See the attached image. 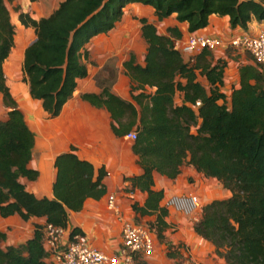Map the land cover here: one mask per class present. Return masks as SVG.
<instances>
[{"label":"trees","instance_id":"obj_1","mask_svg":"<svg viewBox=\"0 0 264 264\" xmlns=\"http://www.w3.org/2000/svg\"><path fill=\"white\" fill-rule=\"evenodd\" d=\"M12 1L0 0V92L8 107L6 118L0 119V215L44 216L45 223L65 228L69 210H79L87 197L99 198L105 192L107 171L78 156L71 146L54 158L52 196H38L19 180L36 179L39 171L28 166L35 135L3 72V61L14 44L15 25L7 6ZM129 2L151 5L158 19L175 13L178 21L187 22L189 32L206 26L212 13L227 15L232 27L244 29L253 18L264 20V0H61L37 18L17 7L19 21L35 32L24 48L23 80L48 116L59 113L75 90L76 79L87 74L80 59L85 43L113 28ZM138 20L146 42L144 62L139 63L134 53L123 61L131 99L115 94L108 85L99 92L81 93L83 99L108 110L115 135L136 131L131 148L141 172L125 178L129 190L138 189L145 196L142 203L131 202L134 221L153 216L145 224L164 240L169 208L161 203L163 189L153 186V172L175 178L183 163L191 164L229 192L201 205L194 231L228 264H264V69L253 61L240 63L238 83L226 92L225 58L214 59L207 49L187 58L174 44L182 36L176 25L167 26L164 33L146 16ZM177 91L182 93L179 103ZM43 227L36 223L24 242L0 245V264H54L45 259ZM82 232L73 226L68 239ZM5 236L0 230V239ZM133 259L149 264L138 255Z\"/></svg>","mask_w":264,"mask_h":264},{"label":"crops","instance_id":"obj_2","mask_svg":"<svg viewBox=\"0 0 264 264\" xmlns=\"http://www.w3.org/2000/svg\"><path fill=\"white\" fill-rule=\"evenodd\" d=\"M60 1L13 0V4H18L19 10L28 11L37 18L50 13ZM7 6L9 7V2ZM140 16H146L160 32L165 33L167 26L176 25L182 31L180 39H184L189 33L187 22L178 21L175 13L158 19L151 5L141 2L127 3L114 27L92 36L81 49L80 59L87 67V74L76 79L75 90L55 116L47 115L41 101L31 97L28 83L23 80V52L26 45L35 38V32L31 26L23 25L14 14L11 16L15 25L14 44L3 61V72L10 93L35 135V144L28 166L37 169L39 174L36 179L20 176L19 180L27 190L38 196H52V184L56 175L54 158L71 146H74L78 156L90 160L96 168L104 166L107 171L103 177L105 192L99 198L87 197L81 209L69 210L63 238H68L71 227L78 226L83 232L77 235L108 253L117 251L121 245V221L114 211L108 209L107 197L109 194H114L119 214L134 220L131 202L136 200L142 203L145 192L138 189L129 190L130 181L125 177L140 173L141 167L131 148L132 139L115 135L111 129L108 110L83 99L81 93L99 92L103 86L108 85L115 94L131 99L130 78L125 72L123 61L130 53H134L139 63L144 62L146 42L141 36L138 20ZM258 21L251 19L245 30L254 31ZM240 30L244 28L232 27L227 15L212 13L208 24L195 31L210 36L225 37L231 32ZM212 53L214 59L223 57L227 61L222 88L225 91L228 88L229 92L231 86L238 83V65L252 63V59L245 51L226 46H220ZM200 78L206 82L204 77ZM147 89L152 91L154 88L147 86ZM175 101L178 103L182 101L181 92H176ZM7 110L8 107L4 105L0 92V119L6 118ZM201 176L203 174L193 165L183 163L175 178L154 171L153 186L163 189L164 195L161 200L163 203L164 197L172 193L199 192ZM151 218L148 215L141 217L142 221ZM189 218L182 212L169 208L166 220L170 227L166 231V238L160 240L155 236L153 254L139 257L149 264H172L183 258L184 247L189 246L188 254L195 262L201 260L204 264H228L224 257L214 252V246L207 239L194 231L193 222ZM36 223L44 224L45 217L30 216L28 219H23L17 213L0 215V230L6 234L4 239H0V245L5 247L8 244L24 242L33 234ZM169 244L173 245L172 250H169L171 255L167 254ZM45 259L51 262L49 255L45 256ZM119 264H136V262L134 259L126 261L121 255Z\"/></svg>","mask_w":264,"mask_h":264},{"label":"built area","instance_id":"obj_3","mask_svg":"<svg viewBox=\"0 0 264 264\" xmlns=\"http://www.w3.org/2000/svg\"><path fill=\"white\" fill-rule=\"evenodd\" d=\"M175 46L185 57H191L202 49L214 51L220 46L245 51L254 63L264 69V20L258 21L254 31L240 30L231 32L225 37L210 36L203 32L191 31L184 39L174 40ZM227 92V91H226ZM199 104V101H196ZM134 139L136 131L131 130L123 135ZM166 207L182 212L191 218L192 222L200 216V198L195 192L172 193L163 199ZM108 209L117 214L121 221V245L115 252L108 253L76 235L74 239H64L65 228L52 223H44L43 247L54 264H119L122 255L126 261H131L134 255L148 256L155 249V235L145 224L135 222L132 218L119 214L114 194L107 197ZM200 208V209H199ZM195 263L190 255L186 260L172 264Z\"/></svg>","mask_w":264,"mask_h":264},{"label":"rangeland","instance_id":"obj_4","mask_svg":"<svg viewBox=\"0 0 264 264\" xmlns=\"http://www.w3.org/2000/svg\"><path fill=\"white\" fill-rule=\"evenodd\" d=\"M9 7H10V11H11V16L13 14H14V16L17 15V12L19 10V5L13 4V1H12L9 3ZM17 7H18V10H17ZM226 91L228 92V88H226ZM198 188H199V192H197V194L199 195V198H200V205H202V202L203 203L206 201L208 202L214 198L226 197L227 194H229V192L226 190V188H224L222 186L220 181H218L216 178H213V177L211 178V177L201 176V179L199 180V187ZM151 217H153V216H151ZM138 220L139 221H137V222L145 224V221H142V219L139 218ZM189 220L192 221L191 218H189ZM172 246L173 245H171V247ZM171 247H170V250H172ZM188 247L189 246L184 247V251H185L184 253L185 254L182 255L183 258L181 260L187 259V256L189 255L188 251H187ZM192 264H204V263L201 260H197L195 263H192Z\"/></svg>","mask_w":264,"mask_h":264}]
</instances>
